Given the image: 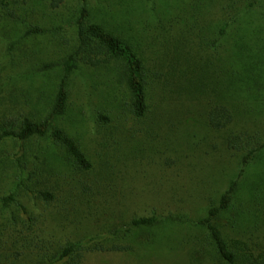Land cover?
Instances as JSON below:
<instances>
[{
    "label": "trees",
    "instance_id": "16d2710c",
    "mask_svg": "<svg viewBox=\"0 0 264 264\" xmlns=\"http://www.w3.org/2000/svg\"><path fill=\"white\" fill-rule=\"evenodd\" d=\"M263 98L264 0H0V264L178 238L187 264H264L225 226L264 140L227 137L240 168L215 197L189 151L195 125L225 129ZM151 160L167 166L146 182L166 205L139 212L129 181Z\"/></svg>",
    "mask_w": 264,
    "mask_h": 264
},
{
    "label": "rangeland",
    "instance_id": "374dc122",
    "mask_svg": "<svg viewBox=\"0 0 264 264\" xmlns=\"http://www.w3.org/2000/svg\"><path fill=\"white\" fill-rule=\"evenodd\" d=\"M195 126L200 132V135L195 139L199 146L189 147V143L187 145L184 143L182 150L186 145V149L189 147V151H197V155L193 154L195 157L192 158L197 164L196 174L200 177L197 182L200 183L202 193L205 191L208 196L215 197L240 168L239 160L242 150L231 148L227 143V137L232 134L238 136L244 149L252 148L264 140V98L261 101L246 104L245 109L242 108L240 112L238 111L233 122L225 129L214 130L203 124ZM260 135H262L261 138ZM155 161L151 160L145 163L133 173V180L129 181L134 193L140 194V200L136 205L139 212L143 211L141 207L148 205L157 207L166 205L162 200L153 198L156 196L152 195L154 191H159L161 194L163 189L153 190L148 188L151 185H146L148 179L158 182L159 175L161 176L160 180L166 177L167 168L165 167L167 166L157 165ZM242 171L235 204L239 205V213H236L237 218L239 222L243 223L237 222L235 226L231 223V219L225 226L229 231V237L241 239L249 242L252 247L261 249L264 247V147L246 162ZM167 175L174 177L172 170H169ZM175 187L177 188L176 183ZM197 200L198 205H195V211H199L201 208L199 199H195L193 202ZM143 204L146 206H142ZM229 218L231 215L226 213L223 221ZM181 249L178 238V241L176 239L168 242L163 241L159 249H155L154 252L146 250L145 254L140 252L91 253L81 264H187V259L182 251L184 249ZM140 259L142 260L140 261Z\"/></svg>",
    "mask_w": 264,
    "mask_h": 264
}]
</instances>
